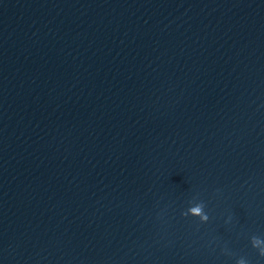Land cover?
<instances>
[{"label":"clouds","instance_id":"9594fccd","mask_svg":"<svg viewBox=\"0 0 264 264\" xmlns=\"http://www.w3.org/2000/svg\"><path fill=\"white\" fill-rule=\"evenodd\" d=\"M193 211L199 212V209L197 208V209H194ZM262 255H264V253H262Z\"/></svg>","mask_w":264,"mask_h":264}]
</instances>
